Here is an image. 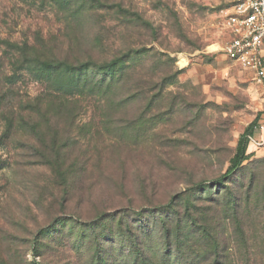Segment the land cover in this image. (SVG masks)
Here are the masks:
<instances>
[{"label": "rangeland", "instance_id": "374dc122", "mask_svg": "<svg viewBox=\"0 0 264 264\" xmlns=\"http://www.w3.org/2000/svg\"><path fill=\"white\" fill-rule=\"evenodd\" d=\"M232 2L0 0V264H207L194 210L224 264H264V79L222 54ZM51 65L107 82L58 96Z\"/></svg>", "mask_w": 264, "mask_h": 264}, {"label": "trees", "instance_id": "16d2710c", "mask_svg": "<svg viewBox=\"0 0 264 264\" xmlns=\"http://www.w3.org/2000/svg\"><path fill=\"white\" fill-rule=\"evenodd\" d=\"M117 66L118 65H106L104 67V74H107V73L111 74L114 71V69L117 68ZM90 68H91V65H79L78 67H73V66L69 67L66 65H51L48 67L47 70L50 72L49 74L53 77L54 91L56 93L58 92V96H64L69 92V90H63L59 86V82H62V84H65V85L78 86L82 90H84L85 88L88 89V87L92 84V81L94 82L93 84H95L96 87H101L104 84H106L107 78L104 75L103 77L99 79L94 77L93 80L88 81L89 83H87L88 72ZM42 70L39 73L43 74ZM76 75H78V77H76ZM44 78L45 80H49L47 77H44ZM10 79H11V76L5 77V80H4L5 84H8L9 86H11L12 84H10ZM92 89L93 87L90 88V90ZM5 93L8 95L13 93V96H16V97L18 96V94H16L14 90H12L11 88H8ZM5 93L4 95H2V97L6 96ZM61 98H64V97H61ZM37 101L38 100H36V102ZM24 110H27V109L25 108ZM21 111L19 110L18 113L21 114ZM29 120H30V116L28 115L26 121L29 122ZM257 129H258L257 119H255L243 130L242 134L239 136L237 140L234 153L232 157L229 159V164H228V167L225 173L215 181L216 183L218 184H220L221 182L227 183L225 180L231 178L233 175H236L242 168L243 163L248 161L251 158L252 153H248L247 148H248V145L250 144L251 138L254 136ZM226 196H229V200L227 201V203L232 204V206L236 208L238 206V202L240 198H237V195L231 192L230 187L228 188V192L226 193ZM214 199H215V203L217 204L220 201V193L215 194ZM196 214L202 215L203 213L201 211L194 210L192 211V213L191 212L186 213L185 218L190 220V221H187L188 223H191L192 225L191 227H189V229H193V231L195 230L194 235H196L197 242L201 246H203V250L206 252L205 258H204L205 263L224 264V261L219 256L220 244L218 243V241L222 237V231L220 230L218 231V228L220 227V225L217 223L216 225H212L210 229L207 230L205 226L196 224V218H197ZM217 214L218 213H216V215ZM178 224L182 227L181 223H178ZM164 231H165V233L163 234L164 239L168 242L172 236V232L168 231V229H164Z\"/></svg>", "mask_w": 264, "mask_h": 264}, {"label": "built area", "instance_id": "2783aa9c", "mask_svg": "<svg viewBox=\"0 0 264 264\" xmlns=\"http://www.w3.org/2000/svg\"><path fill=\"white\" fill-rule=\"evenodd\" d=\"M223 19L228 36L221 48L224 57L264 79V0H233Z\"/></svg>", "mask_w": 264, "mask_h": 264}, {"label": "crops", "instance_id": "0c3cea01", "mask_svg": "<svg viewBox=\"0 0 264 264\" xmlns=\"http://www.w3.org/2000/svg\"><path fill=\"white\" fill-rule=\"evenodd\" d=\"M262 53H263V55H264V47H263V49H262Z\"/></svg>", "mask_w": 264, "mask_h": 264}]
</instances>
